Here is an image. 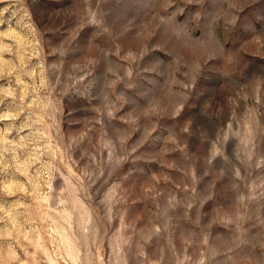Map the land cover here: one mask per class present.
Listing matches in <instances>:
<instances>
[{
    "label": "rangeland",
    "instance_id": "rangeland-1",
    "mask_svg": "<svg viewBox=\"0 0 264 264\" xmlns=\"http://www.w3.org/2000/svg\"><path fill=\"white\" fill-rule=\"evenodd\" d=\"M0 264H264V0H0Z\"/></svg>",
    "mask_w": 264,
    "mask_h": 264
}]
</instances>
